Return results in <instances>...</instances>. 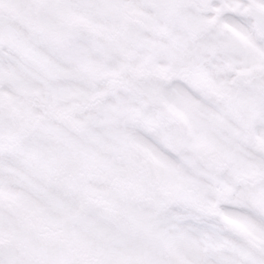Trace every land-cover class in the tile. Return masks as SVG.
<instances>
[{"label": "snow or ice", "instance_id": "1", "mask_svg": "<svg viewBox=\"0 0 264 264\" xmlns=\"http://www.w3.org/2000/svg\"><path fill=\"white\" fill-rule=\"evenodd\" d=\"M0 264H264V0H0Z\"/></svg>", "mask_w": 264, "mask_h": 264}]
</instances>
